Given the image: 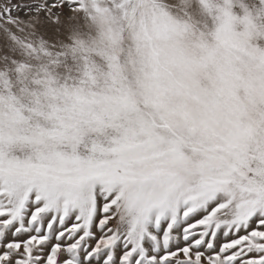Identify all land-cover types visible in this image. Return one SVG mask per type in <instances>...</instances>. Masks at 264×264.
<instances>
[{
	"label": "snow or ice",
	"instance_id": "obj_1",
	"mask_svg": "<svg viewBox=\"0 0 264 264\" xmlns=\"http://www.w3.org/2000/svg\"><path fill=\"white\" fill-rule=\"evenodd\" d=\"M0 264H264V0H3Z\"/></svg>",
	"mask_w": 264,
	"mask_h": 264
},
{
	"label": "rangeland",
	"instance_id": "obj_2",
	"mask_svg": "<svg viewBox=\"0 0 264 264\" xmlns=\"http://www.w3.org/2000/svg\"><path fill=\"white\" fill-rule=\"evenodd\" d=\"M3 2V0H0V3H2Z\"/></svg>",
	"mask_w": 264,
	"mask_h": 264
}]
</instances>
